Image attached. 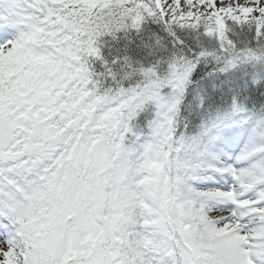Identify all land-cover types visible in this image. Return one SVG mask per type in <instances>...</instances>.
Returning <instances> with one entry per match:
<instances>
[{"label": "snow or ice", "instance_id": "1", "mask_svg": "<svg viewBox=\"0 0 264 264\" xmlns=\"http://www.w3.org/2000/svg\"><path fill=\"white\" fill-rule=\"evenodd\" d=\"M0 264H264V0H0Z\"/></svg>", "mask_w": 264, "mask_h": 264}]
</instances>
